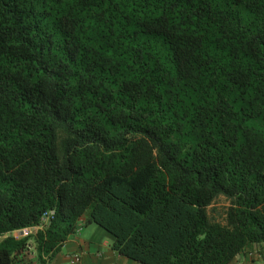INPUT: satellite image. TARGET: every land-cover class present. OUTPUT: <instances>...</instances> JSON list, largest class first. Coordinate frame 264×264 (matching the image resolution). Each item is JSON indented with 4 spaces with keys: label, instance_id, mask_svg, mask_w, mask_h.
Masks as SVG:
<instances>
[{
    "label": "trees",
    "instance_id": "trees-1",
    "mask_svg": "<svg viewBox=\"0 0 264 264\" xmlns=\"http://www.w3.org/2000/svg\"><path fill=\"white\" fill-rule=\"evenodd\" d=\"M82 219L142 264L264 244V0H0V264Z\"/></svg>",
    "mask_w": 264,
    "mask_h": 264
},
{
    "label": "crops",
    "instance_id": "crops-1",
    "mask_svg": "<svg viewBox=\"0 0 264 264\" xmlns=\"http://www.w3.org/2000/svg\"><path fill=\"white\" fill-rule=\"evenodd\" d=\"M93 226L94 223L84 224V219H82L76 232L68 238L60 252L49 264H73L71 258L76 254L80 256L81 260L75 264H142L119 254L112 247V236L101 231L102 234L99 229ZM31 252L16 264H37L34 254ZM229 264H264V244L248 245Z\"/></svg>",
    "mask_w": 264,
    "mask_h": 264
},
{
    "label": "built area",
    "instance_id": "built-area-1",
    "mask_svg": "<svg viewBox=\"0 0 264 264\" xmlns=\"http://www.w3.org/2000/svg\"><path fill=\"white\" fill-rule=\"evenodd\" d=\"M55 215V210H48L46 212L43 213L42 218H41V223L39 225H35V226H31V227H26L23 229H19V230H15L13 231V235L17 238L20 237H28L30 236L32 233L37 232L39 229L44 228L45 226L49 225V223L51 222V220L53 219ZM80 256L78 254L74 255L71 258V262L73 264L78 263L80 261Z\"/></svg>",
    "mask_w": 264,
    "mask_h": 264
},
{
    "label": "rangeland",
    "instance_id": "rangeland-1",
    "mask_svg": "<svg viewBox=\"0 0 264 264\" xmlns=\"http://www.w3.org/2000/svg\"><path fill=\"white\" fill-rule=\"evenodd\" d=\"M226 204V200L224 199V198H219L218 200H217V202L215 203V205H216V207L217 208H219V209H222V207H224V205ZM93 227H95V228H97V229H99V231L101 232H106L108 235H109V233L103 228V227H101V226H99V225H97V224H94V226ZM101 232V233H102ZM103 234V233H102ZM110 236V235H109ZM33 253V252H32ZM30 259V258H29Z\"/></svg>",
    "mask_w": 264,
    "mask_h": 264
}]
</instances>
